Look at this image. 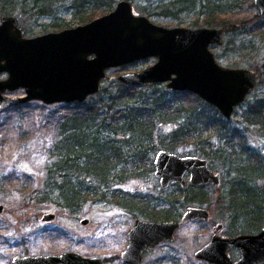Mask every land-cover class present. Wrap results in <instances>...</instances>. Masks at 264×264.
Masks as SVG:
<instances>
[{
    "label": "rangeland",
    "instance_id": "obj_1",
    "mask_svg": "<svg viewBox=\"0 0 264 264\" xmlns=\"http://www.w3.org/2000/svg\"><path fill=\"white\" fill-rule=\"evenodd\" d=\"M116 1L114 0L112 6L115 5ZM129 1L134 13L146 15L151 21L160 25L167 27L182 25L191 28L208 26L204 24L207 15L197 13L196 10L188 12L182 9L177 13V18H172L163 16L162 12L148 14V11L160 12L157 11L159 9H156V6L162 0ZM229 2L230 7L228 8L230 9L221 14L224 16L223 18H227L229 24L235 21L237 25H235V29L227 31L221 24L210 25V27L221 26L224 29L222 43L210 46V49L219 64L229 67L251 68L263 79L262 84L259 83L246 96L245 101L235 108L231 118L227 119L231 126H235L242 132L248 151L247 153L243 152L244 161L235 159L236 156L229 150H225L228 156L227 161L219 156L213 158L209 165L211 169L220 172L221 183L218 187H214L212 184H204L202 187L198 185L182 187L172 183L162 191V189L157 188L159 186L158 179L154 176V169L150 171L148 162L140 165L139 171L141 173L138 176L128 177L121 183L113 185V188L120 189L118 192L123 191L125 197L133 195V198L135 197L138 201L146 202L148 211L159 208L166 209L168 212L170 209L169 212L172 217L163 219L179 220V216L188 205L203 206L211 214L207 221L200 219L185 221L175 230L173 239L161 241L145 250L140 264H213L196 258L194 251L210 239L213 226L217 222L223 224L219 230L222 236L237 235L240 231L255 233L264 224L262 214L256 213L253 208H248V212H245V219H242V216L233 212L230 206V202L233 200L232 195L239 194L236 190L241 183L240 179H237V168L240 162L254 163L258 159V154H264V135L263 129H260L261 125L247 124L242 121V114L246 110L248 101L256 95L264 96V24L239 23L240 20L248 19L249 16L257 13L253 0H223V3ZM57 17L64 19L70 26L79 24L78 20L70 14ZM55 20L56 16L50 15L34 17L29 21H17L18 25L24 29L26 36H33L58 29L51 25ZM195 20L199 25L193 26L192 22ZM155 60L154 56H149L108 69L109 77L102 81L97 93L100 95L109 91L115 94L118 91H115L116 84L114 83L115 80L118 81L117 75L126 71L140 70L154 63ZM6 75L5 72H1L0 78H4ZM157 86L147 90L148 94L152 96L147 101L146 114H149L154 106L155 109L157 108L158 115L154 121L155 125L150 139L148 142L147 137L142 140L143 145L151 146L147 147L148 157L153 159L158 149H166L179 155H198L196 152L200 149L211 151L210 133L207 132L203 133L204 137L199 138L201 134L196 140L189 136L186 137L188 140L186 143L181 142L184 141L181 138L174 143L176 144L175 148H167L172 142L170 138L175 141L177 138L173 139V137L181 134V129L176 128L180 115L175 117L170 109L164 108L160 111L158 109L160 103H163L167 108L170 106L174 110L178 106L179 108L189 106L193 100L190 98L191 96L180 92L184 90H168L164 83H158ZM159 86L168 92L159 94ZM6 93L11 96L22 95L24 89L20 87ZM98 94L91 97L90 101L97 100ZM135 94L139 93L136 92ZM63 112L65 111L57 107L56 103L46 104L40 100H30L16 108H0V203L4 204V211L0 213V264H12L11 257L16 252L45 254L58 253L63 250L75 251L83 256H99L103 259L102 264H127L120 257V252L127 242V230L136 218H145V216L138 211H130L128 206L120 205L121 203L115 199V195L109 194L106 196L108 199L88 200L76 213H70L55 206H40L34 195L27 200V204L23 202V196L28 194V191L34 186H32V182L28 183V180L22 178L28 177L26 174L22 176L20 174L24 172L35 173L33 184L38 187L39 178L37 175L41 173V169L47 160V145L55 137L54 126L48 127V125L54 119L59 118ZM160 112L164 114L162 117L159 116ZM209 115L213 117L211 112ZM181 120L182 118L179 119V121ZM14 132L16 136L13 138L10 135ZM234 140L237 143L239 138H234ZM214 151L217 150L214 148ZM246 172L254 178L261 170L255 171L253 167H248ZM9 174H13L14 177L17 176L20 181L14 182L15 185L7 184L6 176ZM193 192L202 194L207 198L208 203H187L184 196ZM45 212L54 213L55 218L45 222L41 221L40 218ZM85 217L88 218V223L81 224L80 219ZM248 218L262 222L257 228L245 225V230L241 229L240 224L242 221L243 223L245 221L246 224ZM228 252L232 259L239 256V250L235 246L231 247ZM257 264H264V261Z\"/></svg>",
    "mask_w": 264,
    "mask_h": 264
},
{
    "label": "water",
    "instance_id": "obj_2",
    "mask_svg": "<svg viewBox=\"0 0 264 264\" xmlns=\"http://www.w3.org/2000/svg\"><path fill=\"white\" fill-rule=\"evenodd\" d=\"M259 15L264 14V0H253ZM221 26H172L151 21L133 12L129 0H118L113 9L89 21L58 30L26 36L14 15L0 16V108L40 100L46 104L82 102L100 90L107 70L154 56L155 62L136 71L117 75L125 85L164 83L168 90H188L217 109L225 119L259 84L258 74L248 67L219 64L210 46L220 45ZM23 88L22 95L7 91ZM154 176L161 188L171 181L218 187L220 172L210 168L206 157L179 155L158 149L153 158ZM188 173L187 177L184 175ZM3 204L0 203V212ZM207 208L190 205L179 220H144L136 218L127 230V242L120 252L127 264H139L148 247L173 238L175 230L193 219L208 220ZM55 218L45 212L42 221ZM88 218H81L87 224ZM221 222L213 226L210 239L194 251L196 258L213 264H257L264 261V224L255 233L222 236ZM237 247L239 256L228 254ZM13 264H102L99 256H83L75 251L46 255L14 256Z\"/></svg>",
    "mask_w": 264,
    "mask_h": 264
},
{
    "label": "trees",
    "instance_id": "obj_3",
    "mask_svg": "<svg viewBox=\"0 0 264 264\" xmlns=\"http://www.w3.org/2000/svg\"><path fill=\"white\" fill-rule=\"evenodd\" d=\"M113 2L114 0H0V16L2 14H15L17 20L29 21L38 16L54 15L56 20L51 23L52 27L62 29L65 28L64 26L69 27L70 25L57 16L70 14L80 24L91 20L98 14L101 15L113 9L115 6H112ZM228 7H230V2L223 3V0H162L156 6V9H159L157 11L160 12L148 11V14L162 12L165 17L177 18V13L182 9L188 12L196 10L197 13L207 15L204 24L208 26L221 24L227 31L235 29V25H237L235 21L229 24L227 18H223L224 16L221 13L230 9ZM244 22L263 25L264 15L260 16L258 13H254L248 19L239 21L240 24ZM192 24H194L193 26L199 25L196 20ZM243 48H246V46H243ZM259 81L262 84L263 79L259 77ZM114 83L116 84L115 91L118 90L115 94L106 91L100 95L95 93L82 102L56 103V106L62 108L65 112L48 125V127L54 126L55 137L47 145V160L41 169L42 174L37 175L39 178L38 187L33 184L35 173L24 172L20 174V176L26 174L28 177L22 178L28 180V183L32 182V186H34L28 191V194L23 196L25 204L34 195L40 206H55L70 213H76L86 201L108 199L106 196L111 194L115 195V199L121 203L120 205L128 206L130 211H138L145 218L163 219L172 217L169 212L170 209H168V212L166 209L159 208L158 210L154 208V210L148 211V205L143 200L138 201L135 197L133 198V195L125 197L123 191L118 192L120 189L113 188V185L121 183L128 177L138 176L141 173L139 168L142 163L148 162L147 165L150 164V171L154 169L153 159L148 157L149 154L147 153V147L151 146L143 145L142 140L147 137L148 142L153 133L154 121L158 117L157 108L155 109L154 106L151 108L150 113L146 114L147 101L152 96L148 94L147 90L158 87L157 84L135 87L122 84L116 80ZM162 86H159V94L168 92ZM136 92L139 94H135ZM180 92L191 96L190 98L193 101L189 106H182L183 108L178 106L173 110L170 106L167 108L163 103H160L158 108L160 111L164 108L166 110L170 109L175 117L180 115L179 119L182 118L181 121L178 119L176 124V128L181 129V134L173 137V139L177 138L175 141L170 138L172 142L167 148H175L176 144L174 143L181 138L184 139L181 142L186 143L188 141L186 137L189 136L196 140L201 134L199 138L204 137L203 133L207 132L210 133L209 145L211 151L200 149L196 152L198 155L208 157L209 163L215 156L227 161L228 156L225 150H229L236 156L235 159L244 161L243 155L245 152L247 153L248 148H246L247 143L242 132L235 126H231L229 120L221 116L216 108L197 95L185 90ZM97 94L99 98L90 101L91 97ZM154 99L156 100V98ZM22 105L23 103H20L4 108H16ZM209 112L213 117L209 115ZM162 115H164L163 112L159 114L160 117ZM242 119L247 124L256 123L261 125L260 129H263L264 135L263 95H256L248 101ZM10 136L14 138L16 136L15 132ZM234 138H239L238 141L236 140L237 143ZM214 148L217 151H214ZM242 167L244 168L240 171ZM248 167H253L255 171L260 169L261 172L252 178L246 172ZM237 174V179L239 178L241 183L236 190L239 194L232 195L233 200L230 202L232 211L245 219L247 209L253 208L256 213L262 214L264 220V154H258V159L254 163L240 162ZM17 181H20V179L17 176L14 177L13 174L6 176L7 184L15 185ZM198 186L202 187L203 185ZM157 188L160 189L159 186ZM184 198L187 203H208L207 198L200 193L186 194ZM145 209L146 212H144ZM261 222L248 218L246 224L245 221L244 223L242 221L240 228L245 230V225L257 228ZM240 233L253 232L240 231L238 234Z\"/></svg>",
    "mask_w": 264,
    "mask_h": 264
},
{
    "label": "flooded vegetation",
    "instance_id": "obj_4",
    "mask_svg": "<svg viewBox=\"0 0 264 264\" xmlns=\"http://www.w3.org/2000/svg\"><path fill=\"white\" fill-rule=\"evenodd\" d=\"M259 15V14H258ZM264 14H262V15H260V16H263ZM188 176V173H186L185 175H184V177H187ZM155 178H157V177H155ZM158 179V178H157ZM172 183H175V184H179V185H181L179 182H177V181H171L170 183H169V185H168V187L172 184ZM207 184H210V183H207ZM207 184H205V185H207ZM158 185H159V183H158ZM188 185H195V184H192V183H187L185 186H182V187H187ZM198 185H204V184H198ZM168 187H166V188H168ZM159 188L160 189H166V188H161L160 186H159ZM195 206H199V205H195ZM203 207V206H202ZM3 211H4V204H3ZM2 211V212H3ZM2 212H0V213H2ZM182 215V214H181ZM181 215L179 216V218L181 217ZM141 219H144V220H165V219H148V218H141ZM196 219H198V218H196ZM194 220V219H193ZM200 220H203V219H200ZM42 221V220H41ZM188 221H191V220H188ZM203 221H206V220H203ZM45 222V221H44ZM185 222V221H184ZM183 222V223H184ZM182 223V224H183ZM212 234H213V232H212ZM173 239V238H172ZM171 240V239H170ZM148 248H151V247H148ZM147 248V249H148ZM146 249V250H147ZM63 251H66V250H63ZM63 251H61V252H63ZM61 252H58V253H61ZM53 253V252H52ZM52 253H45V254H42V253H37V254H41V255H46V254H52ZM57 253V254H58ZM144 253H145V251L143 252V255H144ZM229 253V252H228ZM37 254H30L29 253V255H37ZM23 255H28L25 251H22V252H20V253H18V252H16V253H14L13 254V256L11 257V263L13 264V262H12V259H13V257L14 256H23ZM85 257H87V256H85ZM102 259V258H101ZM142 259H143V257H142ZM142 261V260H141ZM102 262H103V259H102ZM141 263V262H140ZM139 263V264H140Z\"/></svg>",
    "mask_w": 264,
    "mask_h": 264
}]
</instances>
